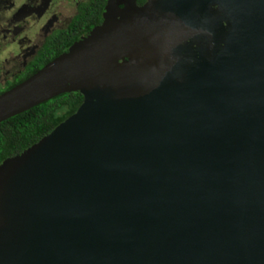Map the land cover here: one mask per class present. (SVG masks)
Wrapping results in <instances>:
<instances>
[{
    "label": "water",
    "instance_id": "water-1",
    "mask_svg": "<svg viewBox=\"0 0 264 264\" xmlns=\"http://www.w3.org/2000/svg\"><path fill=\"white\" fill-rule=\"evenodd\" d=\"M70 92L0 164V264H264V0H108L0 122Z\"/></svg>",
    "mask_w": 264,
    "mask_h": 264
},
{
    "label": "flooded vegetation",
    "instance_id": "flooded-vegetation-1",
    "mask_svg": "<svg viewBox=\"0 0 264 264\" xmlns=\"http://www.w3.org/2000/svg\"><path fill=\"white\" fill-rule=\"evenodd\" d=\"M144 1L136 0L137 5ZM107 2L0 0V94L87 37L103 22ZM16 149L0 142V164L21 153Z\"/></svg>",
    "mask_w": 264,
    "mask_h": 264
},
{
    "label": "trees",
    "instance_id": "trees-1",
    "mask_svg": "<svg viewBox=\"0 0 264 264\" xmlns=\"http://www.w3.org/2000/svg\"><path fill=\"white\" fill-rule=\"evenodd\" d=\"M81 102L80 93H64L0 122V142H10L22 152L72 115Z\"/></svg>",
    "mask_w": 264,
    "mask_h": 264
}]
</instances>
